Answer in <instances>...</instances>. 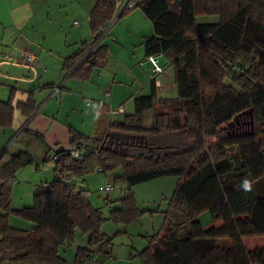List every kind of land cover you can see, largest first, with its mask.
Wrapping results in <instances>:
<instances>
[{"label": "trees", "instance_id": "16d2710c", "mask_svg": "<svg viewBox=\"0 0 264 264\" xmlns=\"http://www.w3.org/2000/svg\"><path fill=\"white\" fill-rule=\"evenodd\" d=\"M114 9V0H97L89 14L94 40L64 60V75L87 82L105 67L108 48L91 49ZM137 9L154 31L144 40V54L168 61L177 97L158 99L152 81L150 95L134 99L132 114L111 122L106 109L92 136L71 130L72 149L85 144L82 159L70 150H47L42 163L51 164L54 180L36 187L28 208L12 209V186L15 174L36 159L6 149L0 156V264H67L60 250L77 233L87 245L77 249L74 264L92 260L120 234L106 238V222L124 227L146 214L132 188L169 176L179 178L177 186L159 232L145 236L148 246L135 255L139 264H264V245L250 250L243 243L264 236V0H141ZM198 17L218 22L198 25ZM13 98L11 90L0 101L2 130L12 127L16 110L26 119L36 112L33 92L16 106ZM20 134L43 142L26 128ZM107 134L143 137L147 148L100 149ZM95 169L106 175L120 170L125 183L117 207L107 198V217L73 184ZM10 216L33 226L12 228Z\"/></svg>", "mask_w": 264, "mask_h": 264}, {"label": "crops", "instance_id": "0c3cea01", "mask_svg": "<svg viewBox=\"0 0 264 264\" xmlns=\"http://www.w3.org/2000/svg\"><path fill=\"white\" fill-rule=\"evenodd\" d=\"M96 2L97 0H0V101H7L10 91L13 90V106L18 103H24L29 92L34 93L37 104L38 94H41L45 88H52V90L54 89L53 97L59 91H64L68 96L72 94L78 96V102L73 114L76 115L77 109H82L80 113H82L83 124L76 123V125L63 124L51 118L52 114L46 110V106L50 101L47 103L45 101L42 106H37L36 112L29 119L22 117L17 110L14 112L12 127L7 129L10 132L9 134L18 133L17 137H19L22 135L20 134L22 129L26 128L30 133L42 137L45 148L40 147V145H37V148L40 149V152L44 151L43 158L46 157L47 150L65 151L72 149L71 130L88 137L82 132L85 121L93 124L92 136L97 130L98 121L102 117L101 112L107 109L109 111L107 117L111 122L120 121L125 114L134 112L133 101L135 98L150 95L152 67L146 62L143 43L146 38L154 34V31L153 34L145 33L143 29L139 31L136 43L140 49L135 51L138 52V55L135 57V54H132V60L126 63V61L116 57L115 53H111L113 48L108 43L112 39L110 42L116 44V37L112 28L117 24L118 20L111 22L107 29L102 31L103 35L100 39L99 37L96 38V40L99 39L98 47L105 46L108 48V58L104 68L95 69L87 82H81L63 74L61 69L64 60L76 54L81 44L85 42L91 43L94 40L89 29V14ZM144 17L142 15L134 17L140 20V28H144L147 25V18L145 17L146 19H144ZM212 23L216 24L215 22ZM26 54H34L38 57L39 75L34 76L33 72L22 63ZM110 59L112 63L109 62ZM158 61L160 65H165L168 62L163 56H160ZM168 69H172V67H166L163 74L155 79V90L158 99H167L169 97L167 95H172L176 89L174 74L173 77L168 75ZM134 72L136 74H133ZM120 76L122 77L120 78ZM74 80L80 83H75L78 90H73V86L67 84L70 81L74 82ZM88 95H91L95 102L94 107H92L90 102L84 100V97ZM52 96H49L50 99L53 98ZM84 101L86 102L83 107ZM85 108H87L86 111H84ZM7 130L4 132H7ZM23 136L27 139L29 138L28 140H31L30 138L35 140L34 137L27 134H23ZM41 148L44 150L42 151ZM19 151L24 150H19L18 148L12 153ZM39 163L40 161L15 174V184L12 186L13 191L15 188H21L24 184H31V186L29 187L30 192L25 195L28 202L26 204L21 202L20 205L15 208L12 207V209L18 210L31 207L36 187L48 184V182H43L41 176L36 175L42 173L39 170ZM75 184L81 188L83 186L80 182ZM124 189L125 186L122 190ZM121 194L123 195L124 192ZM133 194L136 199V192H133ZM140 211L143 212L144 210L140 209ZM145 215H142L141 218L129 226H118L115 228L117 233L120 232L118 235L120 239L131 240L129 237L136 238V245L132 241L129 243L124 242L116 248L120 243V241H117L116 246H107L101 252L93 254V264H134L135 261H132V259H136V253L141 252L148 246L144 237L158 233L163 223L162 220L159 226L155 227V224L152 223L148 227L145 222L141 221ZM13 217L15 216H10L8 219L11 227H18V229L22 230L32 228V225L29 227L22 221L12 219ZM139 222L142 223L136 230L135 226ZM83 238L72 253L68 251V259L64 256L66 251H64L63 256L61 255L67 264H74L78 248H86L87 240Z\"/></svg>", "mask_w": 264, "mask_h": 264}, {"label": "rangeland", "instance_id": "374dc122", "mask_svg": "<svg viewBox=\"0 0 264 264\" xmlns=\"http://www.w3.org/2000/svg\"><path fill=\"white\" fill-rule=\"evenodd\" d=\"M136 10L138 11L136 14H134ZM136 10L128 12L125 14V16L118 19L117 24L112 28L114 35L116 37L115 39L116 44H113L112 42H110L112 41V39L108 41V43L113 48L111 53H115L116 57H119L120 60L122 61L123 60L126 61V63H129L132 60L133 58L132 54H135V57L138 55V52H135V51L140 49L137 47V43H136L139 31L143 29L145 33L149 32V34H153V27H152L151 22L144 17L141 10L139 9H136ZM137 15H142V17L146 19L147 25L144 28H140V20L137 18H134ZM212 22L217 23L218 18L198 17L196 19V23L198 25H211L213 24ZM109 62L112 63V60L110 59ZM120 72H121V69H120ZM167 73L168 75L173 77L172 69H168ZM133 74H136V72H134ZM121 77L122 76H120V78ZM75 83L77 82H75L74 80V82L70 81L67 84L72 85L73 90H78V88L75 86ZM57 84L59 85V83ZM77 84H80V83H77ZM53 92H54V89L52 90V88H45L44 90H42L41 94H38L37 96V100H38L37 106L38 107L40 105L42 106L43 104H45L44 103L45 101L46 103L50 101V103L46 106V110L47 112L52 114V116H50L49 114L48 116H50L51 118H54V120H58L59 122L63 124H67V123L75 124V125L76 123L83 124L82 123L83 118L81 116L82 113H80L82 109L80 110L77 109L76 115L73 114V110L76 109V105L78 102V96L76 94H72L71 96H68L65 94L64 91H59L53 97L52 96ZM50 95L53 97L52 99H50L49 97ZM177 95H178L177 89H175L172 95H167V96H169L168 98H175L177 97ZM84 98H85L84 100L91 103L92 107L95 106V102L93 101L91 95H88L87 97H84ZM79 100H80V97H79ZM86 101H84L83 107L85 106ZM86 110L87 108L84 109V111ZM6 130L0 129V153L6 149L8 150V152L11 153V152L16 151V149L18 148L19 150L21 149V150H24L25 152L30 153L36 159V162L40 161L39 170H41L42 173H38L36 175L41 176L43 179V182H48V183L52 182L54 180L52 166L49 163L43 164L41 162L44 156L43 155L44 149L41 148L43 152H40V149L37 148V145L38 146L40 145V147L42 146L45 148L44 141L39 144V140L37 139L34 140L33 138H30L31 140H28L29 138L27 139L26 137L23 136V134L17 137L18 133L11 135L9 134L10 132L8 130L7 132H4ZM82 132L87 136H91L93 132V124L91 122L85 121ZM160 143H162L161 140L160 142L159 140H152V144L154 146L159 145ZM178 179L179 178L176 176L158 178V179L140 184L132 188V191L136 192L137 194L136 200L138 202V207L141 210H144L146 212V215L143 216L141 221L145 222L148 227H149V224L152 225V223L155 224V227L159 226L162 223L163 212L168 207L169 200L171 196L173 195V192L177 186ZM77 182H80L83 184L82 188L79 186H77V188L89 194L90 203L96 208H101L102 212L104 213L106 217L108 215L109 207H110V205L108 204L107 198L109 199V201H111V204H113L114 207H117L118 206L117 200H119L122 197V194H121L123 192L122 188L125 186V183L122 177V172L120 170H116L106 175L101 172H97V170L95 169L94 171H90L84 174L82 177L75 179L73 184L75 185V183ZM107 184H110L112 186V189L109 192L104 191V187ZM30 186L31 184H24L21 188H15L14 191L12 187L11 195H12L13 204L11 203V207L15 208L17 205H20L21 202H23L22 204L24 203L26 204V202H28L26 201L25 195L26 194L28 195V193L30 192V189H29ZM12 219L22 221L23 223H26L29 227H31V225L33 226L32 223L25 221L21 218H18L16 216L13 217ZM201 221L203 225L206 227V229L210 226L211 220L207 213L202 215ZM142 222H139L138 224H136L135 226L136 230H138V227L140 223ZM12 225L15 226L13 223ZM117 227L118 225L116 226L112 224L111 222H106L102 226L101 229L104 235L106 236V238L112 239L114 235L117 233V231L115 230V228ZM15 228L18 229V227H15ZM83 237L84 236L77 233L75 242L70 246H65L64 249H61V255L63 256L64 251H66L65 252L66 254L64 256L68 259L69 258L68 253L69 252L72 253V251H74L75 247L81 243ZM129 238L131 240H128L125 238L120 239L118 236L113 239L111 247H113L114 245L116 246L117 241H120V243L116 246V248H118L119 245L124 242L129 243L132 241L133 244L134 243L135 245L137 244L136 238H133V237L132 238L129 237ZM243 243L246 247L252 250L254 248L261 247L264 245V236L245 238L243 240ZM70 247L71 249L69 250ZM132 261H135L134 264H139L138 259L134 258L132 259Z\"/></svg>", "mask_w": 264, "mask_h": 264}, {"label": "built area", "instance_id": "2783aa9c", "mask_svg": "<svg viewBox=\"0 0 264 264\" xmlns=\"http://www.w3.org/2000/svg\"><path fill=\"white\" fill-rule=\"evenodd\" d=\"M141 0H114L115 3V9H114V17L113 21H116L119 19L124 13L131 12L135 9H137L139 3ZM97 45V40L95 45L92 47L91 50H93ZM160 56H149L146 58V62H148L152 67V74L150 76V79L154 82H156V78L163 74L166 67H168V62L165 65H160L158 58ZM38 57L34 54H26L24 55L23 64L33 72L34 76L39 75L38 73V66H37ZM85 149V144H81L76 149H70V155L74 159H82L83 156V150ZM50 159L55 160L56 157H54L53 153L49 156ZM112 189V186L110 184H107L104 187L105 192H109ZM93 260H87L84 264H93Z\"/></svg>", "mask_w": 264, "mask_h": 264}, {"label": "water", "instance_id": "95a60500", "mask_svg": "<svg viewBox=\"0 0 264 264\" xmlns=\"http://www.w3.org/2000/svg\"><path fill=\"white\" fill-rule=\"evenodd\" d=\"M102 35H103L102 31H99L98 33L99 39L102 37ZM133 146L147 148V141L144 140L143 137L107 134L104 138V141L100 149L113 150V151L119 150L121 153H124L126 149ZM3 152L4 151L0 153V156L3 154Z\"/></svg>", "mask_w": 264, "mask_h": 264}]
</instances>
